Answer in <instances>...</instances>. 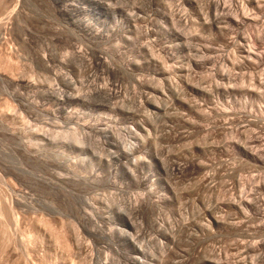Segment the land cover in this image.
<instances>
[{
	"label": "rangeland",
	"instance_id": "rangeland-1",
	"mask_svg": "<svg viewBox=\"0 0 264 264\" xmlns=\"http://www.w3.org/2000/svg\"><path fill=\"white\" fill-rule=\"evenodd\" d=\"M246 140L264 0H0V264L264 263Z\"/></svg>",
	"mask_w": 264,
	"mask_h": 264
},
{
	"label": "bare ground",
	"instance_id": "bare-ground-1",
	"mask_svg": "<svg viewBox=\"0 0 264 264\" xmlns=\"http://www.w3.org/2000/svg\"><path fill=\"white\" fill-rule=\"evenodd\" d=\"M215 1H218V0H215ZM193 2V1H192ZM221 3V2H220ZM209 4H210V2H209ZM216 4H217V2H216ZM219 4V3H218ZM216 6V5H215ZM221 6V5H220ZM224 6V5H223ZM217 7V6H216ZM215 7V8H216ZM221 8H222V6H221ZM219 10V9H218ZM217 11V10H216ZM221 11V10H220ZM222 11H223V9H222ZM226 10H224V12H225ZM210 12V11H209ZM217 13H218V11H217ZM233 13V12H232ZM226 14V13H225ZM228 14V13H227ZM226 14V15H227ZM218 15H219V13H218ZM209 16V15H208ZM215 16V15H214ZM222 16H224V15H222ZM231 16V15H230ZM217 17H219V16H217ZM228 17V16H227ZM224 18L226 19V17L224 16ZM226 21H228V20H226ZM252 53V52H251ZM192 132V131H191ZM188 135V134H187ZM251 141V140H250ZM254 141V140H253ZM249 140H246L245 142H244V144H242V145H240L241 147V150H242V152L244 153V155L248 158L249 156H251L253 159H255V160H258V161H262V159L264 158V150L262 151V150H260V149H255V148H252L253 146L251 145V143H250V145H249ZM250 146H252V147H250ZM190 148V147H189ZM185 154V153H184ZM177 162H178V160H177ZM184 162V161H183ZM180 164H182L181 162H179ZM188 163V162H187ZM190 165V164H189ZM181 167V166H180ZM185 167V166H184ZM187 167V166H186ZM173 169H176V168H173ZM208 171V170H207ZM264 183V182H263ZM206 184V183H205ZM215 185V184H214ZM262 186V185H261ZM259 196V195H258ZM198 198V197H197ZM257 198V197H256ZM255 197H254V199H255V201H251V202H256L257 201V199H256ZM253 198H252V200H254ZM243 200V199H242ZM251 200V199H250ZM231 201H232V199H231ZM242 202V201H241ZM235 203H237V202H235ZM257 203V202H256ZM14 205V204H13ZM240 205V204H239ZM256 205V204H255ZM258 206H259V203L257 204ZM252 206V204L250 203V201L248 200V199H246L243 203H242V210L244 211V213H248L249 212V208ZM218 207V206H217ZM238 214V213H237ZM253 215V214H252ZM237 216V215H236ZM247 216H249V215H247ZM18 218V217H17ZM219 220V219H218ZM247 220V219H246ZM16 221V220H15ZM19 221V220H18ZM239 221V220H238ZM245 221V220H244ZM212 222V221H211ZM242 222V221H241ZM240 222V223H241ZM263 222V221H262ZM185 223H187V222H185ZM235 223V222H234ZM208 224H210V223H208ZM261 224V223H260ZM205 225V224H204ZM263 225V224H262ZM253 227V226H252ZM214 229H215V227H214ZM194 233V232H193ZM198 233V232H197ZM198 235V234H197ZM248 239V238H247ZM217 242V241H216ZM221 248V247H220ZM215 249V248H214ZM214 251V250H213ZM224 251V250H223ZM215 252V251H214ZM214 252H213V254H214ZM217 252H218V250H217ZM219 252H221V251H219ZM225 252V251H224ZM216 253V252H215ZM226 253V252H225ZM235 254V253H234ZM259 254V253H258ZM262 254V253H261ZM217 255V254H216ZM263 255V254H262ZM220 256H221V254H220ZM220 256H218L217 257V259H219V257ZM222 257H224V255L222 256ZM221 257V258H222ZM216 258V257H215ZM243 258V257H242ZM261 258V257H260ZM264 258H262L261 260H263ZM191 260V259H190ZM220 260V259H219ZM218 260V261H219ZM223 260V259H222ZM215 261H217V260H215ZM217 261V262H218ZM262 264H264V263H262Z\"/></svg>",
	"mask_w": 264,
	"mask_h": 264
}]
</instances>
